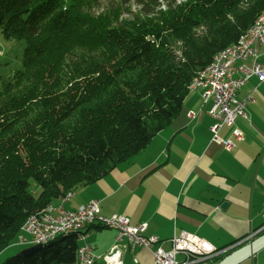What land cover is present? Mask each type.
<instances>
[{
	"label": "trees",
	"instance_id": "obj_1",
	"mask_svg": "<svg viewBox=\"0 0 264 264\" xmlns=\"http://www.w3.org/2000/svg\"><path fill=\"white\" fill-rule=\"evenodd\" d=\"M130 1L0 0L1 36L24 43L19 67L0 73V251L28 216L142 151L180 112L195 72L264 10V0L157 10L134 0L132 12ZM77 240L59 235L1 264H76Z\"/></svg>",
	"mask_w": 264,
	"mask_h": 264
},
{
	"label": "crops",
	"instance_id": "obj_2",
	"mask_svg": "<svg viewBox=\"0 0 264 264\" xmlns=\"http://www.w3.org/2000/svg\"><path fill=\"white\" fill-rule=\"evenodd\" d=\"M256 49L257 61L264 65V46L256 44ZM236 92L237 98L248 100L245 116L234 125L242 137L232 151L211 141L209 127L216 122L208 114L212 100L189 92L180 112L142 151L56 203L73 210L98 199L104 216L124 215L132 224L147 222L146 233L159 237L164 249L170 247L171 235L181 230L216 248L233 245L249 233L258 236L264 231V81L250 77ZM231 129L222 127L218 133L233 139ZM85 227L84 239L77 241L94 246V264H102L100 256L109 251L116 231L97 224ZM152 262V251L136 247L125 251L122 264ZM238 264H264V247Z\"/></svg>",
	"mask_w": 264,
	"mask_h": 264
},
{
	"label": "built area",
	"instance_id": "obj_3",
	"mask_svg": "<svg viewBox=\"0 0 264 264\" xmlns=\"http://www.w3.org/2000/svg\"><path fill=\"white\" fill-rule=\"evenodd\" d=\"M256 44L264 46V10L259 12L253 24L234 43L216 52L210 63L197 70L188 83L190 93L197 91L201 93L203 101L212 100L208 114L216 122L209 127L211 141L228 152L236 147L234 142L242 137L241 131L234 125L238 117L245 116V103L248 100L237 98L236 91L250 77L264 81V65L257 61ZM187 116L192 118L194 114L189 111ZM222 127H233L230 130L233 139L219 135L218 130ZM146 223L132 224L124 215L104 216L100 214L98 199L88 200L73 210L64 209L62 204L51 203L37 214L27 217L21 226L17 243L44 244L59 235L70 233H76L80 240L84 239L82 231L85 226L97 224L116 231L109 251L100 256L102 264H122L125 251L136 247L152 251V264H200L205 260L216 259L230 247L247 241L254 235L249 233L246 238L234 242L233 245L216 248L205 238L181 230L171 235L168 239L170 247L164 249L159 237L146 233ZM93 251L94 246L91 244H79L75 253L76 264H94L97 256ZM179 255L182 258H178Z\"/></svg>",
	"mask_w": 264,
	"mask_h": 264
},
{
	"label": "rangeland",
	"instance_id": "obj_4",
	"mask_svg": "<svg viewBox=\"0 0 264 264\" xmlns=\"http://www.w3.org/2000/svg\"><path fill=\"white\" fill-rule=\"evenodd\" d=\"M176 3L180 2V1H185V0H175ZM103 2V7H105L106 5H109V0H102ZM152 3H155L153 1H151ZM166 0H158V5L155 6L154 10H157L158 7L160 6V8L162 7L163 9L166 8ZM130 6V10L132 12L134 11H138L140 8V5H137V3L134 0H131L130 3L128 4ZM150 5H154V4H150ZM123 16H128L127 14H123ZM24 43L23 42H19L16 40H6L4 39L1 34H0V73H6L7 71L19 67L21 60H22V56H23V50H24ZM13 71V70H12ZM11 72V71H9ZM8 73V72H7ZM9 74V73H8ZM199 93V92H198ZM201 95V93H200ZM39 190V187L34 184L32 185L30 191H32L33 194H37ZM57 200H54L52 203L54 205H58L56 203ZM264 231L262 232H258V236L260 234H262ZM255 237H257L256 235H254V237H251L250 239H248L247 241H242L239 244H237L236 246H232L230 247V249L228 251H226L225 253L218 255L216 258H223L225 255H227L228 253H230L231 251H233L234 249L238 248L239 246H242L244 244H246L247 242L249 243V241H251L252 239H254ZM28 246L30 247L31 244L25 243V244H20L17 242H13L12 244H10V246L4 248L3 250L0 251V264L2 262H4L7 258L11 257L12 255H15L20 253L23 249L28 248ZM216 263V262H215Z\"/></svg>",
	"mask_w": 264,
	"mask_h": 264
},
{
	"label": "water",
	"instance_id": "obj_5",
	"mask_svg": "<svg viewBox=\"0 0 264 264\" xmlns=\"http://www.w3.org/2000/svg\"><path fill=\"white\" fill-rule=\"evenodd\" d=\"M223 205H225V203H223ZM39 246H41V244L31 245L30 247L28 246V248L23 249L21 252L27 250L29 251L30 249L37 248ZM262 247H264V232L249 241V243L247 242L246 244L234 249L223 258L218 260V262L215 264H238L244 259L253 256Z\"/></svg>",
	"mask_w": 264,
	"mask_h": 264
},
{
	"label": "snow or ice",
	"instance_id": "obj_6",
	"mask_svg": "<svg viewBox=\"0 0 264 264\" xmlns=\"http://www.w3.org/2000/svg\"><path fill=\"white\" fill-rule=\"evenodd\" d=\"M205 247H207V245H205Z\"/></svg>",
	"mask_w": 264,
	"mask_h": 264
},
{
	"label": "bare ground",
	"instance_id": "obj_7",
	"mask_svg": "<svg viewBox=\"0 0 264 264\" xmlns=\"http://www.w3.org/2000/svg\"><path fill=\"white\" fill-rule=\"evenodd\" d=\"M86 228V227H85Z\"/></svg>",
	"mask_w": 264,
	"mask_h": 264
}]
</instances>
